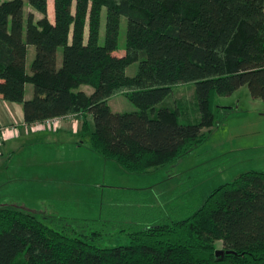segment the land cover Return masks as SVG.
<instances>
[{
    "label": "trees",
    "instance_id": "1",
    "mask_svg": "<svg viewBox=\"0 0 264 264\" xmlns=\"http://www.w3.org/2000/svg\"><path fill=\"white\" fill-rule=\"evenodd\" d=\"M25 1L0 0L2 100L22 106L26 125L81 116L90 148L128 174L171 164L199 143L213 124L216 97L246 86L264 102V0H53V20L48 0ZM25 4L41 18L25 17ZM122 18L124 52L115 56ZM135 63L137 72L128 77ZM27 84L33 86L30 100ZM187 84L198 103L197 124H181L176 111L156 109ZM120 95L137 111L113 112L109 103ZM58 222L66 228L0 208V264H14L21 254L26 264H264V173L247 172L218 187L184 220L128 233V246L99 248L98 233L68 236L100 225L97 220Z\"/></svg>",
    "mask_w": 264,
    "mask_h": 264
},
{
    "label": "rangeland",
    "instance_id": "2",
    "mask_svg": "<svg viewBox=\"0 0 264 264\" xmlns=\"http://www.w3.org/2000/svg\"><path fill=\"white\" fill-rule=\"evenodd\" d=\"M48 10V17L53 20V0H48ZM28 13H34L35 21L41 18L40 14L25 4V17ZM125 29L126 21L122 18L119 49L111 52L115 56H120L122 50L124 52ZM104 34L105 12L102 13L101 19L100 46L104 44ZM33 57L34 48L30 47L27 53L28 67ZM60 60L61 50L58 52L59 63ZM137 66V63L129 66L126 75L133 77ZM78 90L87 95L92 93L88 86H81ZM25 96L26 100L32 98L31 84L26 85ZM109 105L115 113L137 111L136 107L121 95L111 99ZM159 108L176 111L181 124H197L201 120L194 88L190 84L176 86L171 95L156 107ZM220 108H230L232 111L226 113ZM93 127L94 124L90 132ZM202 134L204 137L201 141L188 148L173 163L143 175H131L124 172L115 162L105 161L98 156L90 148V133H83L80 140H86L88 150L100 159L97 171L87 179L88 182L79 181L73 183V186L64 182L56 183V193L52 196L57 201L51 203L50 200L46 207L50 219L42 215L35 216L57 230L66 228L63 225L55 227L53 221L62 222L60 218L97 220L100 225L79 227L76 233L69 230L68 236H93L91 234L98 233L99 238L94 244L99 248L128 246V233L184 220L196 212L218 187L233 182L247 172L264 173V102L253 99L246 86L230 96L215 98L213 124L210 128L203 129ZM31 183L22 181L17 183L15 188L23 185L21 191L26 192V187ZM76 188L82 190L78 191ZM59 196L63 197L61 201H58ZM19 201L22 203L34 200L23 196ZM18 207L19 205L13 203L0 204V208L23 211ZM14 264H26L25 255H19Z\"/></svg>",
    "mask_w": 264,
    "mask_h": 264
},
{
    "label": "crops",
    "instance_id": "3",
    "mask_svg": "<svg viewBox=\"0 0 264 264\" xmlns=\"http://www.w3.org/2000/svg\"><path fill=\"white\" fill-rule=\"evenodd\" d=\"M82 122L81 116H69L60 121L56 130L39 129L38 124L26 125L22 106L4 102L0 96V204L13 203L27 213L50 219L46 207L50 200L57 201L52 196L56 193L54 185L64 182L73 186V183L85 182L97 171L100 159L88 150L86 140H80L84 133ZM87 122L91 130V116ZM22 181L32 182L26 192L21 191L23 185L15 188ZM23 196L34 201L20 203ZM58 198V201L63 199ZM57 222L53 221L55 227L59 226Z\"/></svg>",
    "mask_w": 264,
    "mask_h": 264
},
{
    "label": "built area",
    "instance_id": "4",
    "mask_svg": "<svg viewBox=\"0 0 264 264\" xmlns=\"http://www.w3.org/2000/svg\"><path fill=\"white\" fill-rule=\"evenodd\" d=\"M67 118V117H66ZM65 118H60V119H53V120H48L45 121L41 124H38L36 127L39 129H49V130H56L60 126V121Z\"/></svg>",
    "mask_w": 264,
    "mask_h": 264
},
{
    "label": "water",
    "instance_id": "5",
    "mask_svg": "<svg viewBox=\"0 0 264 264\" xmlns=\"http://www.w3.org/2000/svg\"><path fill=\"white\" fill-rule=\"evenodd\" d=\"M222 254H223L222 251H218V252L216 253V256H219V255H222Z\"/></svg>",
    "mask_w": 264,
    "mask_h": 264
}]
</instances>
